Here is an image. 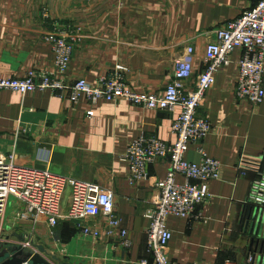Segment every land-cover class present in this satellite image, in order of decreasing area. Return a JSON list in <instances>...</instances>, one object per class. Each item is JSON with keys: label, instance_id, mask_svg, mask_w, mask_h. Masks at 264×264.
<instances>
[{"label": "crops", "instance_id": "obj_1", "mask_svg": "<svg viewBox=\"0 0 264 264\" xmlns=\"http://www.w3.org/2000/svg\"><path fill=\"white\" fill-rule=\"evenodd\" d=\"M258 1L0 0V77L23 79L32 70H53L55 53L46 38L72 31L80 41L67 77L70 84L85 79L95 85L121 65L128 70L130 90L162 96L173 80L175 62L193 46L194 73L185 83L191 90L205 70V49L214 31L241 17ZM239 54L235 51L233 59ZM238 77L237 67L222 69L199 110L213 126L202 147L224 169L222 178L210 183L212 199L202 209L206 223L189 225L181 218L168 219L172 262L249 264L248 257L254 254L255 264H264V247L252 246L258 223L264 231V220L249 204L255 163L264 160V102L254 108L238 100ZM89 110L84 97L74 105L50 91L1 92L0 151L15 153L21 165L94 183L114 194L116 217L132 247H122L119 236L107 237L103 218L86 223L102 233L98 241L83 237L76 223L67 219L50 229L52 239L42 243L65 251L62 260L67 258L68 264L150 263L146 245L150 221L144 214L157 196L155 182L166 177L170 164L158 160L149 167V181L132 186L128 164L121 156L143 133L174 144L177 138L171 127L180 110L153 111L126 101H100L92 118L87 116ZM187 159H200L196 146H190ZM66 191L63 215L71 197V190ZM39 225L43 231L48 228ZM29 227H11L12 239L18 240L15 235L29 239Z\"/></svg>", "mask_w": 264, "mask_h": 264}, {"label": "built area", "instance_id": "obj_2", "mask_svg": "<svg viewBox=\"0 0 264 264\" xmlns=\"http://www.w3.org/2000/svg\"><path fill=\"white\" fill-rule=\"evenodd\" d=\"M46 40L53 46L55 68L32 70L23 79L0 77V93L28 95L50 91L74 105L84 97L90 107L87 112L90 118L95 115L94 109L100 101H126L153 111L180 110L171 127L177 138L174 144L169 145L143 133L130 143L121 156V160L128 164L132 186L149 181V167L158 160L169 161V171L163 180L155 182L157 196L144 214L150 221L146 245L151 262L143 264H179L169 257L173 235L167 227L168 219L181 218L189 225L206 223L202 209L212 199L210 183L219 181L224 169L223 164L209 157L202 147L213 126L199 114L208 93L215 86L217 75L224 68L237 67V99L254 108L264 102V0H259L241 17L214 31L205 49V70L191 90L186 88L185 83L194 73L195 49L188 46L184 55L175 62L173 80L162 96L130 90L126 81L128 70L121 65L101 77L95 85L85 79L70 84L67 77L80 37L71 31L63 35L51 34ZM235 51L240 54L233 59ZM191 145L198 149V161L187 159ZM255 168L249 204L264 214V160L255 163ZM242 175L245 172L242 171ZM67 189L71 190L70 204L66 215H63L62 205ZM11 197L25 208L23 216L17 217L19 220L22 217L32 218L35 226L44 223L55 230L61 221L69 219L76 223L83 237L98 241L102 233L86 223L103 218L107 222L105 235L110 239L119 236L122 247H132L127 231L121 228V222L116 217L111 191L94 183L56 175L47 169L21 165L16 161L15 153L0 151V229ZM256 260V255H249V264H255Z\"/></svg>", "mask_w": 264, "mask_h": 264}, {"label": "water", "instance_id": "obj_3", "mask_svg": "<svg viewBox=\"0 0 264 264\" xmlns=\"http://www.w3.org/2000/svg\"><path fill=\"white\" fill-rule=\"evenodd\" d=\"M262 216V222L264 220V214L261 211L258 212ZM258 219L261 218L258 216ZM264 223V222H263ZM256 227L253 234V243L256 247L261 244L264 247V231L263 228ZM18 239V244L9 243V237H6L4 243L0 242V264H68L65 262L67 258L61 260L58 256L50 254L48 250L42 245H35L33 242L27 245V236L15 235ZM35 249V251H33ZM262 250V249H261ZM263 253V250L262 252ZM260 258V257H259Z\"/></svg>", "mask_w": 264, "mask_h": 264}, {"label": "rangeland", "instance_id": "obj_4", "mask_svg": "<svg viewBox=\"0 0 264 264\" xmlns=\"http://www.w3.org/2000/svg\"><path fill=\"white\" fill-rule=\"evenodd\" d=\"M68 190V189H67ZM67 192V191H66ZM25 213V208L21 203H17V201H15V199L13 197L10 198L9 203H8V207L6 209V214L4 216V218L2 219L3 222L1 223V229H0V242H7L6 241V237H9V241L8 242H12V243H16L18 244L19 241L16 240L14 241L12 239V236L10 235V230L11 227H15L14 229H20L18 227H20V225L23 224H27L29 227L28 232H30V234H27L29 236V239H27V244L29 243H34L35 245H42L43 242H49L50 239H52V236L50 235V229L48 228H43L45 231L41 230L39 227L43 226V225H36L37 230L35 228V232L32 234L31 232L33 231L35 225L32 221V218H21L20 220L17 218L19 215L23 216V214ZM10 227V228H9ZM28 229V228H27ZM39 232V235H38ZM28 238V237H27ZM46 245H42L44 246L48 252L50 254L56 255L58 256L61 260L64 258L66 252L65 251H59L58 249H54L53 248V244H47ZM48 247H51L52 249H49ZM35 251V249L33 250ZM59 251V253H58ZM65 252V253H63Z\"/></svg>", "mask_w": 264, "mask_h": 264}, {"label": "trees", "instance_id": "obj_5", "mask_svg": "<svg viewBox=\"0 0 264 264\" xmlns=\"http://www.w3.org/2000/svg\"><path fill=\"white\" fill-rule=\"evenodd\" d=\"M60 225H61V223H60Z\"/></svg>", "mask_w": 264, "mask_h": 264}]
</instances>
